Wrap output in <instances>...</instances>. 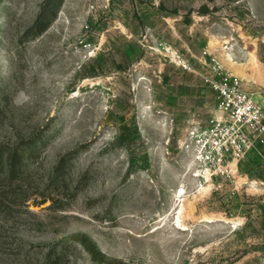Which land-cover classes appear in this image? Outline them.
<instances>
[{"label":"rangeland","instance_id":"rangeland-1","mask_svg":"<svg viewBox=\"0 0 264 264\" xmlns=\"http://www.w3.org/2000/svg\"><path fill=\"white\" fill-rule=\"evenodd\" d=\"M0 264H264V0H0Z\"/></svg>","mask_w":264,"mask_h":264},{"label":"built area","instance_id":"built-area-1","mask_svg":"<svg viewBox=\"0 0 264 264\" xmlns=\"http://www.w3.org/2000/svg\"><path fill=\"white\" fill-rule=\"evenodd\" d=\"M208 54L210 73L204 75V81L215 93L217 111L219 115L212 117L206 132L198 135L196 143L200 147L206 144L204 134H210L217 127H221L223 134L243 131L245 124L259 123L263 117V107L255 97V91L247 88L244 80L226 70L217 56ZM213 144L219 139L212 137Z\"/></svg>","mask_w":264,"mask_h":264},{"label":"trees","instance_id":"trees-1","mask_svg":"<svg viewBox=\"0 0 264 264\" xmlns=\"http://www.w3.org/2000/svg\"><path fill=\"white\" fill-rule=\"evenodd\" d=\"M2 25H3V23H2ZM2 25H1V26H2Z\"/></svg>","mask_w":264,"mask_h":264}]
</instances>
